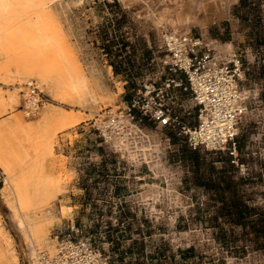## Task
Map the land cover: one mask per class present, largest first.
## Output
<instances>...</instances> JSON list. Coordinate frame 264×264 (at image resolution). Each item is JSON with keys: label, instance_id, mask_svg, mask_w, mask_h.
<instances>
[{"label": "rangeland", "instance_id": "374dc122", "mask_svg": "<svg viewBox=\"0 0 264 264\" xmlns=\"http://www.w3.org/2000/svg\"><path fill=\"white\" fill-rule=\"evenodd\" d=\"M218 1L224 12L210 21L208 35L200 26L187 34L206 43L208 36L233 41L244 63L242 89L257 92L246 99L248 110L240 121L246 173L229 154L195 149L177 129L162 126L168 171L157 175L148 163L137 166L125 157L92 124L94 114L125 105L140 84L171 75L169 55L161 47L165 36L149 17L164 0H58L52 5L65 44L100 94L99 109L55 100L42 85L43 106L28 115L25 95L16 103L12 94L19 89L24 94L27 80L40 79L25 72L22 77L17 55L16 60L11 54L0 57V236L12 239L11 251L21 264H33L32 255L67 238L90 241L110 260L127 264H264V0ZM175 97L176 109L196 125L192 93L178 88ZM46 105L58 118L67 112L85 116L56 131V119L42 120ZM137 123L150 130L161 125L150 118ZM50 178L62 189L55 200L39 195ZM17 184L28 187L25 205L15 203ZM146 190L158 197L145 196ZM27 213L47 224L46 244L32 243Z\"/></svg>", "mask_w": 264, "mask_h": 264}, {"label": "bare ground", "instance_id": "6f19581e", "mask_svg": "<svg viewBox=\"0 0 264 264\" xmlns=\"http://www.w3.org/2000/svg\"><path fill=\"white\" fill-rule=\"evenodd\" d=\"M56 1L58 0H0V57L6 54L9 55L11 54V56H14V60H16L17 58L15 59V57L18 56L16 62L21 60V65H18L17 63L16 64L18 66V70H19V66H21V68L23 67L22 69L24 71H22L23 74L22 77L24 78V72H25V76L27 73V75L29 76H35V78L37 79L39 78L40 83H42L40 84L37 82L39 84V87L42 88L44 85L48 87V89L51 90L50 92H53V94L55 93L54 94L55 100L66 101V102L74 101L76 103L78 102L79 104H82V106L83 104L91 103L93 106L95 105L97 106V104L101 101L100 99L101 97H99L100 94L98 95V93L96 92V87L94 90L93 88L94 85L92 86L90 81L91 79L88 78V75H86V73L84 72L85 69L80 65L79 63L80 61L79 62L77 61L78 58L76 59L68 49L69 46L65 44L67 42L66 41L64 42L62 37V35L64 34L60 33V30H58L59 27L57 23L54 22V19L55 18L57 19V17L53 18L55 16L54 15L55 13L52 14L54 11L52 12L51 7ZM223 5L218 0H164L161 9L150 11L149 17L153 20L154 25L157 27L160 34L165 36V38H169V37L181 38V36L190 32L192 30V27L195 26H200L203 29L204 34L208 35L209 23L214 18H217V16H220L224 12ZM167 30H171V31L166 33ZM181 32H185V33L183 34ZM201 39L204 45H207L214 50L215 56L217 58L232 60L238 57L237 53L235 52V45L233 41H221L217 38L208 36V43H206V40H204L203 38ZM29 76L28 78H30ZM243 79H246L244 72H242V80ZM19 81L20 78L18 80V83ZM27 81L25 83L26 85L32 84L34 82V79H29ZM15 90L17 89L15 88ZM22 91H23L22 89H19L18 91H16V93L14 92L15 94L11 93L12 100L17 103L19 100V96L24 95L22 94ZM48 91L49 90H47V92ZM242 93L245 99H249L257 92H255L253 89L245 88L244 90L242 89ZM53 94L51 95V97L53 96ZM8 98H11L10 95ZM15 102H11V103L16 104ZM246 105L248 104L246 103ZM79 106L81 107V105ZM9 108L11 107L9 106ZM9 108L7 107V109ZM41 108L42 107L40 106L38 112H40ZM85 108H88L87 104ZM99 108L101 107L97 106V109ZM247 110H248V106L245 113L247 112ZM54 112L55 109L52 106H47L42 111L43 113L42 120L47 123L50 120L56 119L54 121H58L57 125L59 124L58 128L55 127L56 131H58V129L63 130L72 127L82 122L85 116L84 115L83 117H80L79 114H78L79 116H77L75 114L72 113L69 114L67 112L68 114L66 113L62 117L59 116L58 118V115H56ZM57 113L59 112L57 111ZM94 115L92 117L97 118L98 122L101 125L107 126L108 122L104 121L101 115L98 116L97 115L94 116ZM56 116L58 119L55 118ZM42 120L40 119V121ZM13 122L16 121H12V123ZM30 122L27 123V126L28 124L29 125L33 124V123L30 124ZM45 122L44 124H46ZM54 123L56 124V122ZM160 124L161 125L159 126L158 129L150 130V129H145L141 127L140 124L133 122L132 126L124 131L125 133L124 136L121 135L122 133H119L111 140L114 146L120 152H122V154L125 157H127L129 160L134 162V164L138 166L142 163H148L150 167L154 170V172L157 175H160V172L168 171L164 163V154L166 151V141L164 137L165 131L163 132L162 130V126L164 125L162 123ZM2 125L3 123L1 124V126ZM12 125L13 124H11V126ZM36 125L39 126L38 124ZM31 127L35 128V125H31ZM48 129L50 130V128ZM49 136H51V134ZM50 149L51 147L49 148V150ZM4 166L7 168L8 171H10L9 165L5 164ZM10 180L12 179L10 178ZM49 180L51 184L48 185L49 183L46 182L48 183L47 188L46 189L43 188V190L45 189L44 192L40 190L39 195L43 193L42 197L52 198L50 197L51 195L54 198L55 196L58 195L56 193L57 191H59L61 187L60 182H55V180L52 178H50ZM15 186L16 188L14 189L15 190L14 195L17 199V201L15 202L16 205L17 202H19L21 205H25L29 198L28 196L29 193L27 191L28 187H26L25 185H18V184ZM61 190L62 189H60V191ZM147 191L148 190H146L144 194L145 196H152L155 199L158 197V195L156 196V194H152L153 192L151 191L147 192ZM49 198L47 199L50 201L51 199ZM55 199L56 198H54L53 200ZM42 200L41 202L44 203L45 199L43 201ZM49 201L46 202L48 203ZM43 205L45 204H42V206ZM66 211L67 209H63V213H66ZM25 216H26L25 226L27 227V232L32 240V243L36 246L39 243L46 244L47 235H48L46 228L47 224L38 221L36 215L33 216L27 213ZM5 235L1 234L0 236V264H21L17 258L18 256L14 255L13 252L11 251L12 239H10L9 236L7 235L5 236ZM38 240L41 241H39L38 243ZM50 249H51L50 251L55 252L56 247L54 245H51ZM38 255L39 254L32 255L33 264H37L36 260Z\"/></svg>", "mask_w": 264, "mask_h": 264}, {"label": "built area", "instance_id": "2783aa9c", "mask_svg": "<svg viewBox=\"0 0 264 264\" xmlns=\"http://www.w3.org/2000/svg\"><path fill=\"white\" fill-rule=\"evenodd\" d=\"M201 36L184 34L181 38H165L163 45L169 55L166 61L170 76L162 82L146 81L136 88L133 97L121 107H107L101 115L107 126L97 118L95 128L109 140L144 118L171 126L187 136L195 149L224 152L232 156L246 173L242 159L240 121L247 109L242 93L241 58L232 60L215 56L214 50L204 45ZM183 42V44H182ZM25 109L36 115L43 106V90L37 81L26 85ZM181 88L192 93L198 110V123L191 125L175 106V90ZM37 264H127L114 262L96 249L90 241L67 238L59 240L55 252H39Z\"/></svg>", "mask_w": 264, "mask_h": 264}]
</instances>
